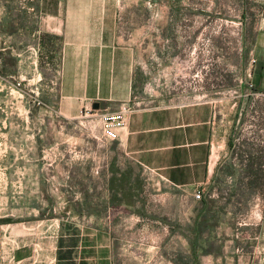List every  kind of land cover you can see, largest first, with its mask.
Masks as SVG:
<instances>
[{
  "label": "rangeland",
  "instance_id": "374dc122",
  "mask_svg": "<svg viewBox=\"0 0 264 264\" xmlns=\"http://www.w3.org/2000/svg\"><path fill=\"white\" fill-rule=\"evenodd\" d=\"M143 4L137 13L143 55L134 101L139 107L210 102L212 155L227 158L220 167L245 168L250 158L256 163L249 169H261L264 0ZM166 11L168 31L151 36ZM58 51L50 38L0 33V220L57 217L110 229L113 264H203L200 253L186 251L199 199L132 164L117 145L95 139V120H66L57 113ZM239 179L237 199H262L264 173L248 179L254 187ZM236 218L248 216L242 209Z\"/></svg>",
  "mask_w": 264,
  "mask_h": 264
},
{
  "label": "crops",
  "instance_id": "0c3cea01",
  "mask_svg": "<svg viewBox=\"0 0 264 264\" xmlns=\"http://www.w3.org/2000/svg\"><path fill=\"white\" fill-rule=\"evenodd\" d=\"M144 9L143 0H0V33L58 43L57 113L74 120L95 103L99 106L93 109L103 112L135 100L133 83L143 55L137 13ZM162 16L151 30L153 37L169 29L168 11ZM213 119L208 101L137 104L119 139L106 145H117L132 164L171 187L202 192L200 210L191 218L189 255L200 253L203 264H264V194L237 199L239 178L250 182L264 173V164L259 170L222 169L225 155H212ZM212 190L217 193L208 195ZM242 209L245 221L236 218ZM210 214L221 218L212 222ZM112 253L110 229L57 217L0 220V264H113Z\"/></svg>",
  "mask_w": 264,
  "mask_h": 264
},
{
  "label": "built area",
  "instance_id": "2783aa9c",
  "mask_svg": "<svg viewBox=\"0 0 264 264\" xmlns=\"http://www.w3.org/2000/svg\"><path fill=\"white\" fill-rule=\"evenodd\" d=\"M138 102L124 103L118 109L113 111L98 112L93 108H85L81 111L82 118L89 117L95 120L99 125V137L94 136L97 140L105 142L116 141L120 137V133L127 127L128 116L134 111ZM196 199L202 198V192L196 190L193 194Z\"/></svg>",
  "mask_w": 264,
  "mask_h": 264
},
{
  "label": "trees",
  "instance_id": "16d2710c",
  "mask_svg": "<svg viewBox=\"0 0 264 264\" xmlns=\"http://www.w3.org/2000/svg\"><path fill=\"white\" fill-rule=\"evenodd\" d=\"M133 88H134V90H136L137 89V80L136 81H134V83H133ZM247 162H246V166H245V168L246 169H249L250 167H251V164H254V163H256V160L255 159H247L246 160ZM259 164H261L260 162L259 163H257V165H259ZM2 221H9V219H4V220H2ZM193 254V253H192Z\"/></svg>",
  "mask_w": 264,
  "mask_h": 264
},
{
  "label": "water",
  "instance_id": "95a60500",
  "mask_svg": "<svg viewBox=\"0 0 264 264\" xmlns=\"http://www.w3.org/2000/svg\"><path fill=\"white\" fill-rule=\"evenodd\" d=\"M98 106H99L98 103H95V104L93 105V108H94V109H97Z\"/></svg>",
  "mask_w": 264,
  "mask_h": 264
}]
</instances>
